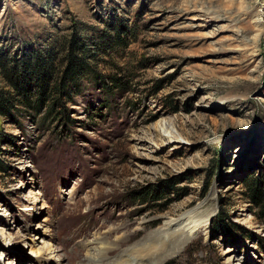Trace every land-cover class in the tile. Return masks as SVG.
<instances>
[{
  "label": "rangeland",
  "instance_id": "374dc122",
  "mask_svg": "<svg viewBox=\"0 0 264 264\" xmlns=\"http://www.w3.org/2000/svg\"><path fill=\"white\" fill-rule=\"evenodd\" d=\"M0 97V264H264V0H0Z\"/></svg>",
  "mask_w": 264,
  "mask_h": 264
},
{
  "label": "bare ground",
  "instance_id": "6f19581e",
  "mask_svg": "<svg viewBox=\"0 0 264 264\" xmlns=\"http://www.w3.org/2000/svg\"><path fill=\"white\" fill-rule=\"evenodd\" d=\"M203 221L201 213L189 212L183 218L165 223L161 229H157L159 232L152 239H147L140 248L122 251L113 260L108 257V246L93 242L85 248V259L80 264H164L185 247ZM168 250L173 252L168 253Z\"/></svg>",
  "mask_w": 264,
  "mask_h": 264
},
{
  "label": "trees",
  "instance_id": "16d2710c",
  "mask_svg": "<svg viewBox=\"0 0 264 264\" xmlns=\"http://www.w3.org/2000/svg\"><path fill=\"white\" fill-rule=\"evenodd\" d=\"M12 69L10 70V78H11V75H13V74H11L12 73ZM17 74V72L15 73V75ZM42 75V74H41ZM40 75V76H41ZM9 78V79H10ZM40 80H39V82L37 83L38 84V92H40L41 90V93L40 94H42L43 95V92H44V90H43V88H44V82L41 80V78H39ZM11 81V80H10ZM14 85V84H13ZM22 95V98L24 99V100H26L27 98H26V96L24 95V93H22L21 94ZM4 97H0V100L1 101H5V99H3ZM40 99L41 98H38V101H40ZM1 103V102H0ZM249 185H250V189H251V191H252V193L253 194H255V197L256 196H258V199H259V202H258V204L259 205H261V209H263L264 210V195H262V197L260 198L259 197V195H260V193H257L258 192V190L256 189V187H258V182L257 181H250V183H249Z\"/></svg>",
  "mask_w": 264,
  "mask_h": 264
}]
</instances>
